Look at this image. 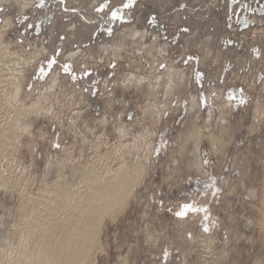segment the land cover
<instances>
[{
	"label": "rangeland",
	"instance_id": "374dc122",
	"mask_svg": "<svg viewBox=\"0 0 264 264\" xmlns=\"http://www.w3.org/2000/svg\"><path fill=\"white\" fill-rule=\"evenodd\" d=\"M35 1L33 11L21 12L20 4L23 8L31 0H15L16 4L0 0L1 41L14 56H35L37 60H32L33 65L26 64L27 74L24 72L20 80L21 97L29 105L43 91L45 102L52 101L48 104L43 100L49 111L46 115L33 113L27 117L31 134H24L17 154L22 161L20 167H25L23 174L33 187L31 192L51 184L48 178L61 169L63 159L61 171L77 178L82 158L94 154V149L87 146L97 140L101 142H96L100 153L109 150L106 160L111 165L124 154L128 160H150L148 176L131 196L134 200L123 215L104 224L100 239L107 249L98 253L93 264H264V231L259 223L255 226V219L261 220L259 196L264 182V0ZM113 11L118 13L116 17ZM8 21L13 25L6 24ZM174 68L180 70L182 81L167 95V73ZM130 77L136 81L129 82ZM156 79L160 83L154 88L151 83ZM52 81L54 87L50 86ZM48 86L56 89L52 92ZM224 99L230 103L225 108L227 128L221 130L218 115L222 112L220 100ZM149 103L156 106L154 120L145 111ZM193 124L205 133L204 142L201 156L195 162L190 158L193 162L188 163L189 157L184 156L192 152L194 140L183 141L181 132ZM209 130L217 136L214 145L207 138ZM99 134L104 135L101 138ZM128 134L132 141L126 138ZM177 135L186 143L189 154L184 147L185 152L179 150L182 144ZM137 141L140 146L135 145ZM175 147L182 154L173 155ZM110 149L115 150L114 155ZM119 152L124 154L116 155ZM200 167H204L203 175ZM5 189L0 185V215L5 217L0 216V235H5L8 223L14 222L19 203L17 195ZM254 191L257 197H252ZM180 212L184 215L177 214Z\"/></svg>",
	"mask_w": 264,
	"mask_h": 264
},
{
	"label": "bare ground",
	"instance_id": "6f19581e",
	"mask_svg": "<svg viewBox=\"0 0 264 264\" xmlns=\"http://www.w3.org/2000/svg\"><path fill=\"white\" fill-rule=\"evenodd\" d=\"M1 1H7V0H1ZM12 1L14 2L15 0H12ZM29 5H30V7L28 8ZM36 5H37V2L35 0H31V2L30 3L27 2V4H25V6L23 8H21L23 5L20 4L19 11H21V12L24 11V10H29V11L32 10L33 11V9L36 7ZM25 7H27V8H25ZM10 22L12 23V21H8V23H6V24L9 25ZM2 25L5 26V23L2 24ZM8 25H7V27H9ZM11 25H13V23ZM0 29L3 30V28H0ZM5 29L8 30L7 28H5ZM5 29H4V31H6ZM6 32H4V33L2 32V34L5 35ZM139 33L137 35H139ZM141 33H143V32H141ZM0 36H1V33H0ZM115 50H116V47H115ZM10 52L11 51H9L8 45L4 44L1 41V39H0V172L1 171L3 172V173L1 172V175H0L1 176L0 177L1 179L0 180L2 182V184H0V185H2V186L5 185L7 190H9V191L11 190V195H12V192H13V193H15L17 195V197L19 199V203H16L18 205L16 206L17 207L16 208V217H15V220H13L14 222L13 223L10 222L11 224L8 223L9 226L8 227L6 226L7 227V230H6L5 235H3L4 233L2 235H0V264H93L95 261H97V260H95V258L98 255V253L100 251L103 252V249L105 248V247H102V245H101L102 242H101V239H100L101 238L100 236H101V232L103 230V227H105L104 224L107 223L108 220L114 222V220H116L118 218V216L120 214H122V212L124 210H126V207L128 208V204L130 203V200L133 199V198H131V196L134 194L133 193L134 190L136 189V187L138 185L142 184L143 181H145V179H144V178H146L145 175H147L148 168H150L149 167L150 160H149V163L147 161L148 159L146 160L144 158L146 161L144 160L145 162H142L143 160L141 161L140 159H138L139 157L136 160H135V158H134V160L133 159L128 160L129 158L128 157H125L124 156L125 155L124 153H123L124 155L122 154L123 156L120 154V152H122L120 150V152L119 153H116V155L117 154L118 155L120 154L122 157H120V159L117 162L115 161L116 164L111 165L112 162L110 163V161L108 160L109 163H107V160H106V157H108L107 155L110 154V153H108L109 150H107V152H105V154L100 153L99 149L101 147L98 145V144L101 143L100 140L99 141L97 140L99 143L96 141L98 144L95 141H93V142H95L97 144L96 146L99 147V148L93 147V146H95V143H90L91 144L90 147L87 144L88 145L87 146L88 148H90L92 150L94 149L93 151L91 150L94 154H93V157L92 158L91 157H88L87 158L85 156L82 158L83 159V164L81 163L82 164L81 165L82 167H80L82 169L80 170V168L77 167V170L78 169L80 170L79 174H77L78 177L76 176L77 178H73L72 176L69 177V176L65 175V173H63L61 171L63 165L65 164V159H63L64 160L63 162H61L59 160L60 163H62L61 164L62 167H60L61 169L59 171L57 170L58 172L56 171L55 175H53V177H54V178L52 177L53 180H52V178L51 179L48 178L49 181L51 180V184H45V185H47V188L44 187V186H42V185H40L39 187L37 186L38 187V188L36 187L37 190L34 193H32L34 191L32 189L33 187L31 188V184H29L30 182H28V180L26 179L27 177H25L26 175H24L25 173L23 172V169H25V167H20V164L22 163V161H21V163H20V161H18L19 159L17 157V154H18V151H19L20 147L23 144V139L22 138H23L24 134H25V136H26V133H28V135L31 134V130H30L31 128L30 127H32V126H31L30 120H28L27 117L30 116L33 113H35L37 115L43 114V116H44V114L46 115L47 112H49V111H48V107L44 105L45 98L43 99L44 96H42L43 95V91H42V95H40V97L35 98L34 100L31 99L33 101H31V103L29 105L26 103V102H28V101H26L27 99L25 100L24 98H22L21 97V94H20L21 88H22V83H21L20 80H21V77H24V72H26L25 71V67H27V65L28 66L33 65L34 62L37 61V60H35L36 57L34 56V54H35L34 50H33L34 53H32V55L34 56V59L33 58L32 59H24L25 57L23 58L21 56H14L13 53L11 52L12 53V56H14V57H12L10 55L11 54ZM38 52H41V51L38 50ZM158 54H160V53H158ZM30 55H31V53H30ZM38 55H40V54H38ZM32 60H35V61L33 62ZM156 60H158V59H156ZM170 67H172V66H170ZM39 68H41V67H39ZM43 70H45V69H43ZM179 71H177L175 68H174V70H169L168 71L167 78H166L168 80V82H166L167 85L165 84L166 85L165 90L163 89L167 95L168 94H171L173 92V88L174 89L176 88L175 86H176V84L179 81H182V79H181V75L182 74ZM184 72H185V70H184ZM154 73H155V71H154ZM26 74H27V72H26ZM46 74H44V75L46 76ZM159 76L161 77V75H159ZM132 77H130L131 79H129V82L130 81H133L134 82L135 79L132 80ZM55 78H57V77H55ZM24 79H22V80L24 81ZM141 79H143V77H141ZM147 79L149 81V78H147ZM159 80L160 79H158V81ZM31 81H34V80H31ZM55 81H56V84H57V81L58 80L55 79ZM142 81H145V80H142ZM156 81H157V79L154 82H156ZM163 81H166V80H163ZM53 82L54 81H52V84L49 83V84H51L50 85L51 87H54V86H52L53 85ZM157 83L158 82L151 83L152 87L155 88V86H159L158 84L160 82L158 84ZM136 84H137V82H136ZM126 85H128V84H126ZM50 86H48V88ZM43 89H44V91H47V90H45L46 88H43ZM55 89H56V87H55ZM50 90L52 91L53 89L51 88ZM24 92H23V94H24ZM26 92H27V90H26ZM48 92H49V90H48ZM165 93H164V95H165ZM38 94H40V93H38ZM51 96H53V95L51 94ZM56 96H58V95L56 94ZM196 96H193V97L196 98ZM54 97H55V95H54ZM48 99H50V98H48ZM43 100H44V102H43ZM56 101H58V99ZM193 101H194V99H193ZM49 102L52 103V101H49ZM49 102H47V103L49 104ZM195 102H196V100H195ZM227 102H228V100H227ZM227 102L225 101V99L224 100H220L221 106H219V107H220V109H221L222 112H221L220 116L218 115V119H219L218 120V123L220 125L219 128H221V127L222 128L223 127L224 128L225 127L227 128V124H224V121L227 119V116H226L227 113H225V111H226L225 108L226 107L228 108V105H229L230 101H229L228 104H227ZM151 103L146 104V109L143 108V112H144V109H145V111L149 114V116H151V119H153V117L156 114V110H155L156 109L155 108L156 106H155V103H154V105L151 104ZM195 104L196 103H194V107H195ZM65 105H67V104H65ZM159 105H161V104H159ZM50 106H52V105L50 104ZM196 106H198V105H196ZM157 107L159 108V106H157ZM191 108H189V111L191 110ZM50 112H51V110H50ZM157 112H159V111H157ZM261 112H263V111L261 110ZM80 113L82 114V112H80ZM80 113H78V114H80ZM50 115L48 117H50ZM33 117H34V119L36 118L34 115H33ZM48 117H46V118H48ZM77 118H78V116H77ZM74 120H76V119H74ZM104 123L106 124V122H104ZM185 124H186V122H185ZM192 126H191L192 127L191 128L188 125L186 127L187 128L186 129L184 127V125H183V127L186 130H184L183 132H181V133H183L182 135H185V137L183 136V141H186L188 143L189 142L188 141L189 139H191L192 142L194 140V143H192L193 146H194V147L192 146L193 147L192 148V152H191L192 154L190 153L189 156H184V157H189L188 158V160H189L188 163L191 160L190 158H192V160L194 159V162H195V159L196 158H199V155L201 153L202 143L204 142L203 141V139H204L203 138V135L205 134V133L202 134V131L203 130H200L197 125H196V127L198 128V130L196 128H194L195 127L194 124ZM120 128H122V127H120ZM120 128H118V129H120ZM222 128H221V130H222ZM191 129H193V132L191 131ZM206 129H209V128H206ZM120 130H122V129H120ZM117 131H118L119 134H121L119 132V130H117ZM125 133H126V131H125ZM207 133H209V132H207ZM222 133L224 134L225 132L223 131ZM83 135H86V134H83ZM99 135H101V134H99ZM102 135H104V134H102ZM102 135L99 136V137L102 138ZM122 135H120V136H122ZM124 136H126V134ZM127 136L128 137H126V138H130L129 137V134ZM224 136H227L226 133H225ZM82 137H84V136H82ZM222 137H223V135H222ZM32 138H34L33 135H32ZM181 138H182L181 136H178V140L181 139ZM207 138L214 145V143H215L214 141L217 138V136H215L214 133L211 132V133H209L207 135ZM98 139H100V138H98ZM132 139H131V141H132ZM205 139H206V137H205ZM151 140L153 141V139H151ZM151 140H150V142H151ZM220 140H221V138H220ZM90 141H92V140L90 139ZM134 141H136V140H134ZM222 141H223V139H222ZM222 141H221V143H222ZM80 142H82L81 144H83L82 139H81ZM86 142H87V140H86ZM102 142H103V139H102ZM130 142H127V144L130 143ZM179 142H181V141L179 140ZM139 143H140V141L139 142L137 141V144H135V145H138ZM175 143H176V141H175ZM117 144H119V142ZM148 144L149 143H147V145ZM181 144H182V146H180L179 150H182L183 151V147H184V149L186 148V154H187L188 153L187 152V147H185L186 146V143L185 142H181ZM216 144L218 146V143H216ZM105 145L106 144H104V146ZM138 146H140V145H138ZM68 147H69V145H68ZM83 147H84V145H83ZM87 147H85V148H87ZM115 147L118 148L116 145H115ZM211 147H212V149L215 148L213 146H211ZM71 148H69L70 149V153H71V150H72ZM121 148L122 147H119V149H121ZM176 148L177 147H175V149ZM223 148H222V150H223ZM87 149H85V150L87 151ZM129 149H131V148H129ZM151 149L153 150V148H151ZM62 150H64V149H62ZM176 150H175V153L176 154H173V155H177V152H180V151H178V150L176 151ZM114 151L115 150H113V152ZM154 151H151V153H153ZM216 151H218V149ZM220 151H221V149H220ZM243 151H244V149H243ZM66 152L67 151H64V153H66ZM113 152L111 150V153L112 154H113ZM123 152H125V151H123ZM128 152L130 153L129 150H128ZM149 152H150V150H149ZM183 152H185V151H183ZM83 153H85V151ZM83 153L82 154L80 153V154L83 156ZM132 153H134V150H133ZM139 153L140 152H138V154ZM171 153H172V151H171ZM214 153L216 154L217 152H214ZM85 155L87 156V152H86ZM140 155L142 157L143 155H145V152H144L143 155L142 154H140ZM66 156H67V154H66ZM149 156L151 157L152 155L150 154ZM111 157H112V155H111ZM132 157H134V156H132ZM143 157H145V156H143ZM75 158L77 159L78 157H75ZM112 158H114V157H112ZM180 158L182 159V156ZM69 159H71V161L73 160L72 158H69ZM185 159H187V158H185ZM192 160H191V162H193ZM232 160H233L234 164L236 165L235 161H237V160L236 159L235 160L232 159ZM66 161H67V158H66ZM184 161H186V160H184ZM184 161H183V163H184ZM199 161H200V159H199ZM262 161L264 163V160H262ZM53 162H55V161L53 160ZM81 162H82V160H81ZM173 162H175V161H173ZM186 162H185V164H186ZM196 162H198V161H196ZM263 163H262V166H263ZM68 164H69V162H68ZM196 165L197 164L195 163V166ZM72 166H73V164H72ZM189 166H190V164H189ZM236 166H238V165H236ZM232 167L233 166H231V168ZM191 168L192 167H190V169ZM200 168H201V171H202L204 167L203 168L200 167ZM26 170H28V169H26ZM73 170H75V169H73ZM73 170H71V171L73 172ZM77 170H75V171L77 172ZM29 171H30V168H29ZM52 171L54 172L53 169H52ZM172 171L174 172L175 170H172ZM53 172L50 171L48 173H53ZM205 173H206V170H205ZM28 174L30 175L31 173H28ZM203 174H204V172L202 171V175ZM74 175H75V173L73 174V176ZM48 176H50V175H48ZM263 177H264V175H263ZM42 178H43V176H42ZM45 178H43V179L47 181V179H45ZM167 179H170V178L168 177ZM33 180H32V182H33ZM40 181L43 182L42 179H40ZM46 181H44V183H48L49 182V181L48 182H46ZM243 181H242V183H243ZM228 182L229 181H227L226 185L228 184ZM262 183H263V187H262V190H261V193H260V196H259V203H260V207H261L260 208L261 213L260 212L259 213L261 214V220H260V218L257 219V220H260V221H256V219H255V226H256V223H259V224H257V225H259L258 227H260L264 231V182H261V184ZM245 188L246 187H244V189ZM250 188H252V187H250ZM138 189H139V187H138ZM252 189H249L248 188V190H252ZM31 190H32V192H31ZM229 190H230V188H229ZM229 190L227 191L228 193H229ZM231 191H232V187H231ZM6 192H8V191H6ZM135 192H136V190H135ZM233 192L234 191H232L231 193H233ZM138 193H140L139 190H138ZM254 193H255V191H254ZM251 195H254L252 197H255V195L257 197V194L256 193L255 194H251ZM13 197H14V195H13ZM136 197H135V199H136ZM253 199H255V198H253ZM133 200H131V201H133ZM12 202H13V200H12ZM14 203H15V201H14ZM4 205L5 204H3L2 206H4ZM7 205H8V203H7ZM254 207L256 208V205L253 206V208ZM4 208L5 207H3V209ZM6 210H8V209H6ZM257 210H259V208H257ZM7 213H8V211H7ZM259 213H257V214H259ZM9 214H10V212H9ZM1 217H3V216H1ZM189 217H190V215H189ZM3 218H5V217H3ZM11 219H14V217H12ZM232 219H234V216H233V218L231 217V220ZM228 220H229V218H228ZM2 221H3V219H2ZM261 229H260V231H261ZM153 230H154V228H153ZM206 230H208V229H206ZM1 232L2 231L0 230V233ZM259 233L261 234V232H259ZM145 234H146V232H145ZM156 234H158V233H156ZM150 235H151V233H150ZM159 235H162V233L161 234L159 233ZM159 235H155V236H158V238H160ZM150 237H152V236H150ZM162 237H163V235H162ZM207 237H209V236H207ZM150 240H151V238H150ZM200 240H201V238H200ZM206 241H208V240L205 239V241H204L207 244ZM209 242H212V241H209ZM155 243H156V241H155ZM155 243H154V245H155ZM201 244H202V241H201ZM206 246L208 247V245H205V247ZM211 248H212V246H211ZM106 249H107V247L105 248V250ZM207 249L210 250L209 248H207Z\"/></svg>",
	"mask_w": 264,
	"mask_h": 264
},
{
	"label": "snow or ice",
	"instance_id": "6c2138e0",
	"mask_svg": "<svg viewBox=\"0 0 264 264\" xmlns=\"http://www.w3.org/2000/svg\"><path fill=\"white\" fill-rule=\"evenodd\" d=\"M112 15H113V17H116L117 15H118V13L116 12V11H113V13H112ZM56 147H59V145L58 144H56L55 145ZM217 191H219V189H217ZM185 207H188L187 205H185ZM178 215H184V213L183 212H180V213H177ZM165 255H167V253L165 252Z\"/></svg>",
	"mask_w": 264,
	"mask_h": 264
}]
</instances>
